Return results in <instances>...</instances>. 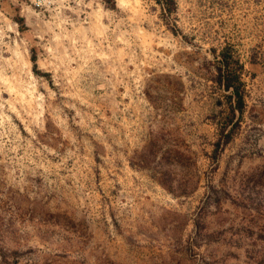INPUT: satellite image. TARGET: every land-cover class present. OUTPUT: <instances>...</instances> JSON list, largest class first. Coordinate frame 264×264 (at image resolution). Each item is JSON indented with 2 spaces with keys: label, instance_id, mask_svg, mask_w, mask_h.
<instances>
[{
  "label": "rangeland",
  "instance_id": "rangeland-1",
  "mask_svg": "<svg viewBox=\"0 0 264 264\" xmlns=\"http://www.w3.org/2000/svg\"><path fill=\"white\" fill-rule=\"evenodd\" d=\"M176 1L0 0V264H264V0Z\"/></svg>",
  "mask_w": 264,
  "mask_h": 264
},
{
  "label": "trees",
  "instance_id": "trees-1",
  "mask_svg": "<svg viewBox=\"0 0 264 264\" xmlns=\"http://www.w3.org/2000/svg\"><path fill=\"white\" fill-rule=\"evenodd\" d=\"M154 1L159 5L162 15L165 18H170V16H172L178 8L176 0ZM218 58V66L216 67V80L225 91L230 92V95L228 96L231 111V117L228 121L229 124L233 121L232 119L237 116L238 112L241 114L243 113L246 106L241 68L239 69V67L236 65V62H234L233 57L229 53L228 49H224ZM232 132L233 129H231L227 134L223 133V139L219 141L218 145H220V143L223 145L228 144L232 139Z\"/></svg>",
  "mask_w": 264,
  "mask_h": 264
}]
</instances>
